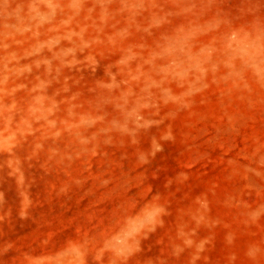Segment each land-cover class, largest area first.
<instances>
[{"label": "rangeland", "instance_id": "1", "mask_svg": "<svg viewBox=\"0 0 264 264\" xmlns=\"http://www.w3.org/2000/svg\"><path fill=\"white\" fill-rule=\"evenodd\" d=\"M0 264H264V0H0Z\"/></svg>", "mask_w": 264, "mask_h": 264}]
</instances>
